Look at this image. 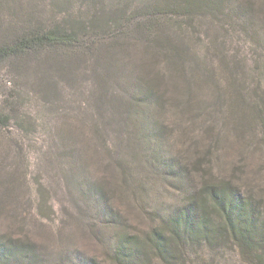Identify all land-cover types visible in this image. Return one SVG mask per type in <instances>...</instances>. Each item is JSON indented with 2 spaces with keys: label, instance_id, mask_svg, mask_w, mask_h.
I'll return each instance as SVG.
<instances>
[{
  "label": "rangeland",
  "instance_id": "1",
  "mask_svg": "<svg viewBox=\"0 0 264 264\" xmlns=\"http://www.w3.org/2000/svg\"><path fill=\"white\" fill-rule=\"evenodd\" d=\"M182 3L0 0V43L34 27H105L0 59V238L38 255L10 264H120L118 250L185 204L187 183H232L264 225V0L206 14ZM142 21L162 44L153 71ZM135 27L142 39L119 35ZM104 60L116 80L96 78ZM150 77L165 107L142 98ZM191 245L175 264H247L228 238ZM145 254L123 262L164 264Z\"/></svg>",
  "mask_w": 264,
  "mask_h": 264
},
{
  "label": "trees",
  "instance_id": "2",
  "mask_svg": "<svg viewBox=\"0 0 264 264\" xmlns=\"http://www.w3.org/2000/svg\"><path fill=\"white\" fill-rule=\"evenodd\" d=\"M227 2L228 0H183V3L177 6L179 9L185 10L182 11L185 13L199 14L200 11H203L206 14L219 11L227 5ZM180 12L178 11V13ZM142 23L139 26L141 36L143 39H147L144 60L148 64L147 68L153 71V65L156 64L153 60L156 54L153 49L158 51L159 48H162V44L160 38L156 36V30L152 24L147 21H142ZM136 27L131 30L130 35L126 28L120 29L119 35L123 34L133 39L141 38ZM87 28L92 30L99 28V32H101L105 27L80 26L78 32L69 31L57 24L49 28L34 27L21 35H16L13 42L2 41L3 43H0V59L5 56L20 57L42 45L51 46L60 41L76 38L81 31L84 32ZM117 53L118 51L114 52L115 55L111 54L108 59L115 57ZM107 60L102 62L100 70L96 72V78L101 80V83H103V79H100V76H102L103 70L110 71L111 80L118 78L117 70L114 67L103 69ZM96 62V60L93 61V63ZM126 64H132V62ZM101 85L103 86V84ZM142 85H145L147 89L143 91L142 98L152 97L161 108L167 105L166 102L161 101L159 93L153 90V86H155L153 77H150ZM258 117L264 131V111H260ZM176 159L175 157V161ZM175 166L176 164L172 165V167ZM180 171L184 177L183 168ZM187 188L189 192H187L185 204L181 205L169 218H165L158 228L152 229L142 241L127 242L128 248L126 250L121 248L120 252L118 250L115 260L118 259L120 264H125L127 261L136 262L146 256V251H150L164 264H175L183 251L180 248L181 242L188 245L206 242L210 245L212 241L225 237L238 248L247 264H264V225L260 221L259 212L254 204L241 195L230 182L203 183L196 192L194 191L195 187L190 183H187ZM37 257L35 250L29 244L19 239L12 241L5 237L0 238V264H10L13 260L33 262ZM123 260L127 261L124 263Z\"/></svg>",
  "mask_w": 264,
  "mask_h": 264
}]
</instances>
